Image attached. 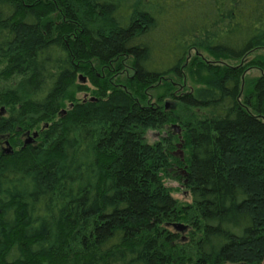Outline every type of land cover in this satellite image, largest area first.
<instances>
[{
	"label": "trees",
	"instance_id": "1",
	"mask_svg": "<svg viewBox=\"0 0 264 264\" xmlns=\"http://www.w3.org/2000/svg\"><path fill=\"white\" fill-rule=\"evenodd\" d=\"M3 143L0 264H264V0H0Z\"/></svg>",
	"mask_w": 264,
	"mask_h": 264
},
{
	"label": "rangeland",
	"instance_id": "2",
	"mask_svg": "<svg viewBox=\"0 0 264 264\" xmlns=\"http://www.w3.org/2000/svg\"><path fill=\"white\" fill-rule=\"evenodd\" d=\"M250 75H251V76H256V75H258V73H257L256 71H251V72H250ZM84 84L89 85V84L86 83V82H85ZM78 97H79V98H82V97L85 98L84 94H79ZM168 130H169V128H168V129H163V130L160 131V132L149 130V131L146 133V138H145V139H146V141H147L148 143L152 144V143H154L155 141L159 140L160 137L166 135ZM160 135H161V136H160ZM5 149H7V145L4 144V143L1 144V145H0V150L2 151V150H5ZM166 186H167V187H171V188H175V189H176V188L179 189V192L173 193V197H174L175 199H178V200L181 201V202H189V201H190V197H189V196H183V195H182V188L178 185V183H177L176 181L171 180V179H168V180H166Z\"/></svg>",
	"mask_w": 264,
	"mask_h": 264
},
{
	"label": "water",
	"instance_id": "3",
	"mask_svg": "<svg viewBox=\"0 0 264 264\" xmlns=\"http://www.w3.org/2000/svg\"><path fill=\"white\" fill-rule=\"evenodd\" d=\"M83 82L85 81L84 79L82 80ZM167 107V106H166ZM37 136V134H33L32 136H30L26 141H25V144H29L31 143V141L33 140V138H35ZM176 229L178 230H182L183 228L181 226H175Z\"/></svg>",
	"mask_w": 264,
	"mask_h": 264
},
{
	"label": "flooded vegetation",
	"instance_id": "4",
	"mask_svg": "<svg viewBox=\"0 0 264 264\" xmlns=\"http://www.w3.org/2000/svg\"><path fill=\"white\" fill-rule=\"evenodd\" d=\"M0 152H3V150L2 151L0 150Z\"/></svg>",
	"mask_w": 264,
	"mask_h": 264
}]
</instances>
